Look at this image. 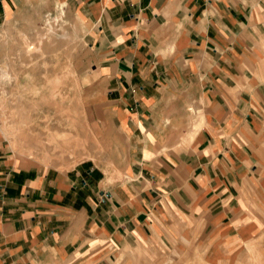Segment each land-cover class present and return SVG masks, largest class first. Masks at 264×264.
Wrapping results in <instances>:
<instances>
[{"label": "crops", "instance_id": "1", "mask_svg": "<svg viewBox=\"0 0 264 264\" xmlns=\"http://www.w3.org/2000/svg\"><path fill=\"white\" fill-rule=\"evenodd\" d=\"M39 7L83 25L123 178L22 166L0 134V264H110L197 237L233 257L256 228L264 0H0V28Z\"/></svg>", "mask_w": 264, "mask_h": 264}, {"label": "rangeland", "instance_id": "2", "mask_svg": "<svg viewBox=\"0 0 264 264\" xmlns=\"http://www.w3.org/2000/svg\"><path fill=\"white\" fill-rule=\"evenodd\" d=\"M84 35L62 8L39 7L0 28V134L22 166L66 170L91 160L119 181L124 153L102 118ZM256 153L260 181L245 197L256 228L233 257L213 258L196 235L174 248L153 241L119 249L110 264H264V132Z\"/></svg>", "mask_w": 264, "mask_h": 264}]
</instances>
